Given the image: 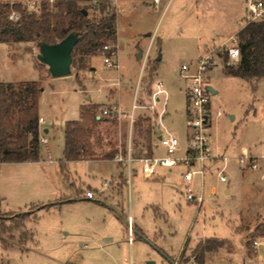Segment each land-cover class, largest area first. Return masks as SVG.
I'll return each mask as SVG.
<instances>
[{
  "label": "rangeland",
  "instance_id": "1",
  "mask_svg": "<svg viewBox=\"0 0 264 264\" xmlns=\"http://www.w3.org/2000/svg\"><path fill=\"white\" fill-rule=\"evenodd\" d=\"M1 1H32L38 3V8H41L43 1H48L54 10L57 0ZM79 1L89 7L88 14L91 18L101 17L100 10L96 9V2L105 0ZM109 1L117 14L115 42L119 41L122 48L120 72L106 67L99 50L97 55L79 53L73 59L69 75L54 77L50 74L48 65L38 59V45L33 42L0 43V74L7 80L28 79L41 82L39 114L46 118L45 127L51 129L47 134L48 145L43 142L40 144V161L0 162V214L37 209L28 206L10 210L8 203L17 205L24 199L23 194L39 190L38 173L44 160L47 162L42 165L49 166L55 178L54 168L60 167L63 153V124L65 120L80 116V104L85 103L87 98L105 102V92H99L103 80L109 81L112 78L120 81L119 87H112L115 91L110 102L103 106L121 100L126 108L131 106L139 77V65L142 63V60L137 61V64L134 61L135 49L138 44L144 51L148 49L152 38L145 35L149 32L153 34V45L146 65L145 82L148 94L144 103H149V83L154 79L163 80L168 91L167 122L182 141L186 133L187 99L181 66L191 59L197 61L201 55L207 53L213 56L215 63L211 67L208 82L219 90V93L211 94V101L214 109H221L222 115L214 118L211 145L214 154L228 157V180L222 182L214 169L207 174L205 202L203 209L198 212L197 206L188 203L177 190L182 188L179 173L183 167H175L169 178L163 174L165 169L160 168L155 180H148L141 174L140 164L135 163V173L129 185L126 182L125 168L115 159H109L117 163L119 171L123 172L124 169L125 176L111 180L113 198H107L102 193L95 198L101 202L93 199L78 200L35 211L31 220L25 222L24 229L32 236L27 243H19L21 230L12 233L14 239L10 237V233L0 232L8 244L7 247L3 246L0 239V264H127L131 259L133 264H147L151 259H157V264H162L161 257L165 258L159 252L160 248L154 240L145 239L142 233L135 232V227L141 230L135 222H139L150 233L163 230L164 248L175 254L182 248L187 233H211L215 230L221 235H227L230 230H237L241 235V244L234 240H224L223 248L235 251L237 246L246 247L248 254L253 257L257 254L253 241L264 236V204L261 202L264 195V78L258 81L254 89L247 80L228 76L225 73V64L235 63L226 59V46L210 42L202 52L206 42L203 38H211L216 25L230 24V29L235 31L239 25L245 24L246 18L236 25L233 24L231 28V16H235V12L241 9L243 0H212V7L209 9L202 2L198 3L197 9L195 0H161L158 4L155 0ZM233 8L235 11L231 15ZM236 38L238 40V36ZM113 42L111 39L107 40V43ZM218 52L221 54L220 59L216 56ZM159 53L163 58L156 70L155 61ZM92 67L97 68V76L90 73L94 70ZM14 83L13 90L19 92L18 82ZM95 112H100L99 107L95 108ZM138 112L141 113L134 126L133 148L143 150L142 148L148 149L147 131L152 112L147 109ZM107 119L109 121L106 120L98 129L106 134L111 143V148H104V154L112 148L119 150L120 143L125 148L128 142L127 122H123L120 130L117 120ZM153 132L152 128L151 142ZM216 146L220 149L215 148ZM243 147L249 148L259 157L257 167H242L237 157ZM155 154H164V149L160 147ZM219 164L217 162V166ZM68 168L71 172H78L83 179L89 174L97 175L92 185L98 187L101 185L100 177L117 173L115 164L109 162L90 164L73 161L68 164ZM70 175L67 174L68 181ZM200 180V175H196L194 184L197 188ZM59 187L63 188V185L60 184ZM227 189L229 193L226 192ZM87 190L89 188L83 191ZM79 191L73 188L67 195L79 199ZM151 203L160 204L168 211L167 221L154 215L153 208L156 215L162 214L158 206L153 205L151 208ZM240 212H243L241 217ZM127 220L132 223V227L127 224ZM131 230L132 244L128 241ZM205 244L210 248L218 247L215 241ZM197 251H193L192 255L200 256ZM258 251L263 257L258 264H264V246H260ZM170 257L177 264H185L189 258L185 254H181L178 259L175 256ZM226 257L220 256L211 263L230 264ZM163 264L169 263L164 260Z\"/></svg>",
  "mask_w": 264,
  "mask_h": 264
},
{
  "label": "trees",
  "instance_id": "2",
  "mask_svg": "<svg viewBox=\"0 0 264 264\" xmlns=\"http://www.w3.org/2000/svg\"><path fill=\"white\" fill-rule=\"evenodd\" d=\"M96 9L101 12L100 18H91L89 7L79 0H57L55 9H51L50 2L43 1L39 11H30L22 1L4 2L0 0V43L40 42L56 44L71 33H78V41L73 49V59L79 54L97 55L108 39L116 41L117 14L109 0L96 2ZM85 10L87 13H85ZM16 12L19 18L14 20L10 15ZM238 46L241 52L240 61L235 64H225L228 76L239 77L250 82L255 89L259 80L264 78V21H252L244 24L238 31ZM228 58L226 54V59ZM155 69L159 62L155 61ZM83 67V65H82ZM154 69V70H155ZM19 92H15L14 82H4L0 79V162H38L41 160L39 98L41 82H18ZM96 106H84L81 120L67 121L64 127L65 143L64 156L60 167L64 178L67 179L66 167L69 161L96 159L92 135L95 132ZM151 121L148 125L147 155L151 151ZM117 150L113 148L103 155L105 159H114ZM139 155V153H136ZM60 202L35 204L26 211L5 212L0 214V232L12 234L21 230L19 243L25 244L32 239L25 230V222L31 220L33 213L40 209L51 208ZM1 205V197H0ZM24 229V230H23ZM136 233H142L135 227ZM0 233L3 246L7 241ZM14 239V235H10ZM220 246L222 243L216 239ZM206 244H200L198 252L203 257L211 251Z\"/></svg>",
  "mask_w": 264,
  "mask_h": 264
},
{
  "label": "built area",
  "instance_id": "3",
  "mask_svg": "<svg viewBox=\"0 0 264 264\" xmlns=\"http://www.w3.org/2000/svg\"><path fill=\"white\" fill-rule=\"evenodd\" d=\"M159 0H155L158 3ZM30 11H39L37 2H23ZM246 23L252 21H264V0H246L245 4ZM11 19H18L19 14L13 12ZM150 47L144 54L141 72L133 91L131 106L126 108L121 101L99 107L100 114L109 119L117 120L122 130L123 122L128 124V142L125 148L122 143L115 155V160L125 168L127 184H131L135 173V163L140 164L141 174L145 178H152L163 168L164 173L172 175L175 167H183L180 171V182L182 185L181 193L188 203L195 204L198 212L203 208L205 202L206 176L212 169L217 171L219 179L227 182V161L228 157L224 154H214L211 138L214 116L222 115L221 109H214L211 101L212 92L208 89V82L211 67L215 61L211 54L201 55L197 61H190L181 66V76L185 81L184 93L187 99L186 133L184 141L174 132L167 123L168 91L163 80L151 81L150 95L148 104L144 100L146 93L145 72L150 55ZM226 54L230 62L237 64L241 58L238 40L234 39L231 46H226ZM101 55L107 68L120 69V47L118 42L105 43L101 49ZM217 55V54H216ZM118 85L120 81H117ZM147 109L152 112L151 125L154 130L151 142L152 154L147 155L148 149L137 150L133 148V131L141 112L138 110ZM45 122L43 117L39 118L40 129ZM122 134V132H121ZM46 142V139H42ZM147 147V146H146ZM160 147L164 149V154L156 155L155 152ZM139 153L140 155H136ZM244 168H255L259 165L258 157L255 156L247 147H243L241 154L237 157ZM217 162L220 164L217 166ZM216 166V167H215ZM196 175H200L201 180L198 185L194 184ZM111 180H105L104 186L110 187ZM88 199H95L96 192L87 190L85 193ZM131 223V222H130ZM132 225V223H131ZM132 227V226H131ZM129 243L133 242V232L130 231ZM254 248L258 250L264 246V236L253 241ZM127 264H133L132 259Z\"/></svg>",
  "mask_w": 264,
  "mask_h": 264
},
{
  "label": "crops",
  "instance_id": "4",
  "mask_svg": "<svg viewBox=\"0 0 264 264\" xmlns=\"http://www.w3.org/2000/svg\"><path fill=\"white\" fill-rule=\"evenodd\" d=\"M160 1L161 0H159L158 3H160ZM195 1L197 2V7H196L197 9L199 8V6H198L199 2H202V4H206L207 6H209L208 9L212 7V6H210V4L213 3L212 0H195ZM245 4H246V0H243L241 9L239 11L235 12V16L232 15V14H234V11H235L234 8L231 10V15H232L231 16V18H232L231 28H232L233 24L236 25V24H238L240 21H242L245 18V16H244ZM233 21H234V23H233ZM243 26H244V24L243 25H239V27H237V29L235 31H232L230 29V24H228V25H216L215 27H213L212 34L210 33L212 35V37L210 38V36H209V37H204L203 38V40L206 41V42H205V44L203 46L202 52L206 48V46L209 45L210 42L214 43V44H217V45H222V46H227V45L231 46L233 44V42H234V39H237L236 36H237L238 31ZM145 36H147V37L150 36L152 38V40L150 42V44H151L150 54H151V49H152V45H153V37H152L153 34H151L149 32ZM118 44H119V41H118ZM150 44H149V46H150ZM119 47H120V69L117 70L118 72H120V70L122 68V48H121L120 44H119ZM139 48L142 49L141 58L137 57V55L139 53ZM146 51H147V49H146ZM146 51H144L143 47H141L140 44H138V46H136L135 58H134V61L136 60V64H137V61H140V60H142V62H143V57H144V54H145ZM161 56H162V54H161ZM216 56L219 59L221 58V54L219 52L217 53ZM93 58L91 59V61L93 60ZM162 58H161V60H162ZM161 60H160V62H161ZM91 61H90V63H91ZM191 61H193V59H191ZM139 66H140V68H139V74H140L141 68H142V63ZM92 68H94V70L90 71V73L93 76H97V72H98L97 68L96 67H92ZM139 74H138V76H139ZM0 79L2 81H4V82L33 81V80H28V79L7 80L1 74H0ZM103 82L104 83L102 84L101 88L99 89V92L100 91L101 92H105V102L101 103L99 101H94L92 99L89 100L87 98L86 99L87 101L85 103L80 104V116L78 118H75V119L65 120V123L63 124V127H62V129H63V153H64V143H65L64 127H65L66 122L70 121V120H81L82 119V108L84 106H86V107L96 106V108H97V107H101V106L105 105L106 103L110 102V99H112V96H114V91H115V90H113L112 87L114 85H116L118 87L120 86V84L118 85V82L115 81V79H112V78L109 81L105 79V80H103ZM213 88L217 90V93H219L218 88H216L214 86H213ZM119 97L121 98L120 95H119ZM121 102L123 103V105L126 106V104L122 100H121ZM94 112H95V110H94ZM95 114H96V119L100 120V121L95 124V132L93 133L91 139H92V142H93V146H94V150H95L97 158L96 159H89V160H79V162H88L90 164L106 163V162L114 163L115 167H116V170H117V173H111L108 176L100 177L99 180L101 181V185L98 187V186H93L92 185L93 182L95 181V177L97 175L89 174L86 179H83V177L80 176L78 174V172H71L70 171V169L68 168V164L70 162H73V161L67 162L66 173L68 175L71 174L70 175L71 176L70 180L68 181L67 179L64 178V174L62 173L61 167H59V168L55 167L54 168V177L55 178H53V174L51 172L52 171L51 168L49 166L42 165L43 163L47 162V161L44 160L43 163L40 166V170H39L40 172L38 173V177L40 178V180H39L40 184L38 185L39 190L37 192H33L31 194H23L22 198H24V199L22 200L21 203H18L17 205H10L8 203V208L10 210H17L18 208H26L28 206L30 207L31 206L30 204H33V203L37 204V203H47V202L48 203H50V202H60V204H58V206L59 205L63 206L65 204H68V203L74 202V201H78V200H90V199H88L86 197V195H85L86 192L83 191L85 188H89V190H94L96 192V198H97L98 195H100L102 193H103L102 195H104L107 198H109V197L113 198L114 197L112 191L110 190L111 188H113V185L112 186L110 185V188L105 187L104 186V181L106 179L113 181L117 177L118 178L119 177H125L124 176V169H123V172L119 171L117 163L115 161L103 158V155H104L103 150H104V148L105 147H107V149L111 148V143L108 141L109 139L106 136V134H104L103 132H100V130H98V129L108 119L105 118L104 116H102L100 114V112H97V113L95 112ZM40 117H43V116L40 115ZM167 117H168V115L166 116V120H168ZM217 117H219V116H217ZM217 117H216V115L214 116V118H217ZM43 118H44L45 122L42 124L40 138H41V142H42L43 138L46 139V142H43V143L48 145L47 134L50 133L51 129L45 127L47 121H46L45 117H43ZM212 128H213V126H212ZM215 148H217L218 150L220 149L219 146H216ZM63 153H62V157L60 159V162L63 159V156H64ZM106 153L107 152H105V154ZM258 160H259V157H258ZM51 162H52V160L50 159V163ZM163 174H165V173H163ZM165 175H166L167 178H169V177H171L173 175V173H172L171 176H169L168 174H165ZM155 178L156 177L154 176L152 178H146V179L155 180ZM248 180H250V179L248 178ZM60 184L63 185V188L59 187ZM73 188H77L78 191L80 190L79 191V193H80V198L79 199H76V198H73L72 196L67 195V193L70 192ZM177 190H178V192L180 194H182L181 193L182 188H179ZM226 192L229 193L230 191L227 189ZM5 198L7 199L8 197H5ZM93 200H95L97 202H101V200H99V199H93ZM106 202H107V200H106ZM261 202H263V204H264V195L261 197ZM153 205L158 206V208L160 209L159 211L162 214L160 216L156 215V212H155V210L153 208L154 215L156 217H159V218H164L165 221H167L168 211L162 205L156 204V203H151L150 204L151 208H152ZM145 208H147V207H145ZM112 209H114V208H112ZM242 213L243 212H240L239 217H241ZM130 216H131L133 222H135V219L133 218V216L131 214H130ZM135 224L141 229L142 234L146 238H148L150 240H154L156 242L155 244L162 251H164L169 257L170 256H175V258L178 259L181 254L187 255V257H189V258H187V261H186L185 264H212L211 262H214L220 256H227L226 258L228 259L230 264H258L259 263L258 261L263 259V257L261 255H259V251L258 250H256L257 254L254 255L253 257H251L248 254L246 247H240V246L238 247L237 246L236 249H234L235 251H228V250H225L223 248L222 244H223L224 240H234L235 242H239L240 243V240H239L240 238L239 237L241 235H240V233L237 230H230V233L227 234V235H221L218 232H216L215 230H213L211 233H204V232L200 233V231H196L195 233L191 232L190 234L187 233V235L184 237V242H183L182 248L179 250L178 253L175 254V253H173L172 250L169 251L166 248H164V246H165V244H164L165 234H164L163 230H155L154 232L152 231L153 233L152 232L150 233V231L146 230L139 222H135ZM170 232H171V230H170ZM208 239H216L217 241L221 242L222 244L220 246H218V247L215 246L211 251L206 252L204 254V256L200 257L199 259L197 258L196 254L192 255L193 251H197V249L200 246V244H204ZM130 244H132V243H130ZM161 259H162L161 260L162 264H163L164 260L167 261L166 259H163L162 257H161ZM154 261L156 262V264L158 263L157 259H155Z\"/></svg>",
  "mask_w": 264,
  "mask_h": 264
},
{
  "label": "water",
  "instance_id": "5",
  "mask_svg": "<svg viewBox=\"0 0 264 264\" xmlns=\"http://www.w3.org/2000/svg\"><path fill=\"white\" fill-rule=\"evenodd\" d=\"M85 13L87 11L85 10ZM78 41V33H71L65 39L56 44H48L46 42H40L38 44L40 53L38 59L41 63L48 65L49 72L54 77L67 76L71 73V66L73 62V49ZM142 56V49L139 48L138 58ZM162 58L161 53L157 56L156 60L160 61ZM208 89L212 94H216L217 90L212 85L208 86ZM127 224L132 226L130 221L127 220ZM147 239L146 237H144ZM164 256L169 264H177L172 258H170L164 251L158 249ZM147 264H156L154 260H148Z\"/></svg>",
  "mask_w": 264,
  "mask_h": 264
}]
</instances>
